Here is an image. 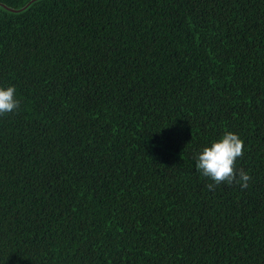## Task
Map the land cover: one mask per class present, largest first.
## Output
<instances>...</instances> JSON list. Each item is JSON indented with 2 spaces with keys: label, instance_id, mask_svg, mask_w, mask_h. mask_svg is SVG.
<instances>
[{
  "label": "trees",
  "instance_id": "1",
  "mask_svg": "<svg viewBox=\"0 0 264 264\" xmlns=\"http://www.w3.org/2000/svg\"><path fill=\"white\" fill-rule=\"evenodd\" d=\"M9 85L0 264H264V0H0Z\"/></svg>",
  "mask_w": 264,
  "mask_h": 264
},
{
  "label": "clouds",
  "instance_id": "2",
  "mask_svg": "<svg viewBox=\"0 0 264 264\" xmlns=\"http://www.w3.org/2000/svg\"><path fill=\"white\" fill-rule=\"evenodd\" d=\"M21 101L17 98L15 85L0 87V116L20 110ZM244 155V142L238 134L228 131L219 139L204 146L193 154L194 167L207 180L210 191L217 186L238 185L241 190L249 187L253 177L243 168H237V160Z\"/></svg>",
  "mask_w": 264,
  "mask_h": 264
},
{
  "label": "water",
  "instance_id": "3",
  "mask_svg": "<svg viewBox=\"0 0 264 264\" xmlns=\"http://www.w3.org/2000/svg\"><path fill=\"white\" fill-rule=\"evenodd\" d=\"M4 8H6V9H8V10H10V11H12V12H18V11H21V10H13V9H9V8H7V7H4Z\"/></svg>",
  "mask_w": 264,
  "mask_h": 264
}]
</instances>
